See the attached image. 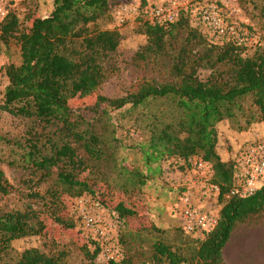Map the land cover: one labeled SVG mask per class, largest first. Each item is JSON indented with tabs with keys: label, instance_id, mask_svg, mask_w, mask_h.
Instances as JSON below:
<instances>
[{
	"label": "trees",
	"instance_id": "obj_1",
	"mask_svg": "<svg viewBox=\"0 0 264 264\" xmlns=\"http://www.w3.org/2000/svg\"><path fill=\"white\" fill-rule=\"evenodd\" d=\"M110 8L111 0H54L48 16L30 12L21 22L17 12L10 11L0 23V40L5 44L14 40L21 55L20 63L6 67L9 83L0 102V114L7 112L33 121L26 144L20 148V159L8 163L20 170L21 182L34 198L41 196L38 188L43 183L53 181L46 191L51 205L35 207L29 203L11 210L0 208V264H68L65 250L48 254L28 248L14 261L7 256L14 240L45 233L42 215L54 211L52 205L58 206L62 194H90L103 204L105 200L96 196L95 181L80 178L83 173L90 171L101 178L102 165L112 163L120 173L124 171L126 186L136 189L146 184L149 173L119 162V139L116 128L110 126L113 111L128 108L125 112L134 114L158 100L174 105L176 114L167 120L147 112L151 133L139 145L144 165L152 173L156 169L153 164L166 158L188 163L199 157L211 163L213 182L222 189L218 226L199 237L198 246L187 249L155 238L148 259L144 251L132 252L131 241L122 234L119 243H127L130 248L119 260L95 263L100 241L94 251L87 245L81 248L88 264H223V251L234 230L264 212V186L247 198L225 196L234 186L236 167L217 153L216 126L224 119L246 114V102L258 109L252 117L257 115L264 122V47L246 55L241 44L213 43L192 25L186 12L165 25L143 22L139 31L146 35L147 44L134 54L132 62L156 72L138 77L126 94L108 97L98 90L119 71L113 54L123 39L117 28L99 26L101 19L109 17ZM202 69L209 70L205 78L200 76ZM94 95L92 105L74 108V101ZM0 141H4L1 135ZM12 189L0 166V194L9 195ZM112 209L119 220L141 217L142 221L143 213L139 215L125 201H117ZM55 222L74 226L73 221L62 217H56ZM149 228L142 225L140 232Z\"/></svg>",
	"mask_w": 264,
	"mask_h": 264
},
{
	"label": "rangeland",
	"instance_id": "obj_2",
	"mask_svg": "<svg viewBox=\"0 0 264 264\" xmlns=\"http://www.w3.org/2000/svg\"><path fill=\"white\" fill-rule=\"evenodd\" d=\"M121 1L124 0H111L109 17L98 22L101 28H117L123 35L121 44L113 54L119 71L98 90V93L108 97L126 94L138 77L156 72L152 67L138 68L132 62L134 54L147 44L146 35L139 31V26L144 22V19L130 20L124 24L118 23L117 3ZM222 1L224 9L228 13L240 19L254 32L252 41L243 45L245 54L252 55L256 49L263 48L264 0ZM7 5L9 12L16 11L23 22L30 12H34V16L50 15L54 9V0H7ZM191 20L193 26L199 27L206 35L208 34L203 24H199L192 17ZM20 62L19 45L14 40L7 44L0 40V102L3 101L6 86L9 83L6 67L11 63L18 64ZM208 74L209 70L207 69H202L200 72L202 78L207 77ZM95 100L96 96L94 95L78 99L73 102V105L74 108H85L87 105H92ZM126 109L128 108L112 112L113 126H110V129L116 128L119 139L117 142L119 162L149 173L150 177L146 184L136 189L126 186L127 177L124 171L120 173L117 166L112 163L102 165L101 178H96L90 171L83 173L80 178L95 181L93 183H95L96 196L105 200L103 204L100 203V207L97 208L95 203L98 200L90 194L78 197L62 194L57 203L58 206L52 205L55 208L54 211L42 215L46 223L45 233L14 240L7 260H16L25 249L38 248L48 254L65 250L68 253V264H88L89 259L81 247L87 245L91 251H94L96 242L99 240L95 236L96 231L86 228L83 223L80 215L81 202L84 208L86 207L99 216L103 221L100 223V227L109 233L108 237H110L109 241L101 243L103 247L94 259L95 263L106 261L107 254L104 252L106 249L117 250V246H119L124 254L129 250L130 245L133 247L132 252L144 251L148 259L153 252L152 244L155 238H161L174 248L179 245H183L184 249L198 246V240L203 236L182 233L176 206L182 193L188 190L196 192L205 183L194 166V162L200 158L193 157L188 163L181 159L166 158L154 163L153 167L156 169L151 173L144 165L139 150V145L146 142L151 133L147 112L169 120L176 114V108L168 101L158 100L151 102L147 108L137 110L134 114L126 113ZM245 110L246 114L239 115L234 119H224L216 126L218 132L217 153L223 161H233L236 170L238 169V160L245 149L250 145L264 142V122L259 121L257 115L255 118L252 117L253 113H258V109L251 107L250 103L246 102ZM90 115L88 112L87 116ZM136 118L139 120L136 121ZM249 119H251L250 122H248ZM32 124L33 121L29 118L13 116L7 112L0 114V135L4 139V141H0V166L13 185L9 195L0 194V208L2 209L22 208L29 203L35 207H43L44 204L51 205L46 191L53 183L52 180L43 183L38 188L41 196L34 198L28 195L29 190L21 182L20 170L8 163V160L20 159L22 153L20 148L26 144L28 131ZM38 129L41 130V128ZM210 177L207 182L213 181L214 169H212ZM194 200L199 206L209 205L215 207L219 212L223 205L220 199L214 196L209 200L202 201L197 196ZM117 201H125L133 206L139 215L143 213L142 221H139L141 217H133L127 222L123 219L119 220L117 213L112 209V205ZM56 217L73 221L74 226L61 225L55 222ZM142 225L151 228L140 232ZM121 234L125 240L131 241L130 245L119 243ZM223 253L225 259L223 264H264V212L239 225L232 233Z\"/></svg>",
	"mask_w": 264,
	"mask_h": 264
},
{
	"label": "built area",
	"instance_id": "obj_3",
	"mask_svg": "<svg viewBox=\"0 0 264 264\" xmlns=\"http://www.w3.org/2000/svg\"><path fill=\"white\" fill-rule=\"evenodd\" d=\"M7 0H0V21L8 15ZM183 12L203 24L208 32V38L216 44L235 42L241 45L252 41L254 32L240 19L228 13L223 7L222 0H124L117 3V21L124 24L130 20L143 18L144 22L154 25H165L177 21ZM200 178L205 183L196 192L185 191L178 199L176 212L180 227L187 234L203 236L212 232L219 223L220 212L212 206H199L194 198L209 200L211 197L220 199L221 186L210 180L213 166L202 159L194 162ZM235 170L234 186L225 196L247 198L264 186V142L248 146L242 153ZM81 217L86 228L95 230V236L100 243L110 240L109 233L105 232L100 223L103 221L94 212L83 207L81 202ZM95 206L100 207L96 202ZM102 241V242H101ZM102 245V244H101ZM103 247V246H102ZM106 261L119 260L122 251L106 249Z\"/></svg>",
	"mask_w": 264,
	"mask_h": 264
},
{
	"label": "crops",
	"instance_id": "obj_4",
	"mask_svg": "<svg viewBox=\"0 0 264 264\" xmlns=\"http://www.w3.org/2000/svg\"><path fill=\"white\" fill-rule=\"evenodd\" d=\"M225 248H226V246H225ZM223 255H224V253H223ZM225 260V259H224Z\"/></svg>",
	"mask_w": 264,
	"mask_h": 264
}]
</instances>
